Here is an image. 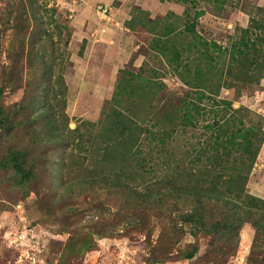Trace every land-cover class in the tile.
I'll list each match as a JSON object with an SVG mask.
<instances>
[{
  "label": "trees",
  "instance_id": "obj_1",
  "mask_svg": "<svg viewBox=\"0 0 264 264\" xmlns=\"http://www.w3.org/2000/svg\"><path fill=\"white\" fill-rule=\"evenodd\" d=\"M180 1L188 7L181 13L171 9L164 15H152L135 5L126 26L176 72L188 87L185 96L179 101L157 103L128 101L134 99L137 89L143 91L137 95L142 99L157 95L158 89L154 77L144 75L145 61L137 73L122 69L112 98L104 102L102 117L97 122L82 121L96 128V132L86 133L81 124L68 130L67 122L62 126L59 117L67 118V84L63 62L59 61L63 54L46 48V42L54 43L55 35L61 39L67 34L71 39L72 19L69 23L61 19L69 16V10L41 0H8L6 22L13 36L8 49L14 53L3 65L0 94L18 82L14 76L24 59L34 68L29 84L36 93L21 99L12 112L0 105V132L9 136L19 125H26L32 147H9L0 167L11 168L14 182L25 187L35 181L42 154L52 148L45 147L47 144L71 146L73 150L60 159L59 165L51 164L63 191L59 198L79 196L88 190L126 195L128 222L148 238L154 228L143 210H154L155 225L179 232L188 224L192 234H206L208 251L222 258L235 254L240 231L250 223L255 235L248 263L264 264V198L248 189L264 145V117L243 104L234 106L246 90L260 86L264 78V5L250 16L248 26L237 25L230 42L223 45L197 29L199 18L206 13L205 8H199V1ZM207 1L218 14L229 2ZM118 4L114 0V5ZM183 35L191 37L179 48ZM15 42L21 45L19 51ZM40 66L43 71L38 72ZM224 88L229 94L221 97ZM27 111L30 115L25 121L16 118V113ZM179 129L196 133L195 141H189L178 154L173 141ZM86 143L87 154L78 161L80 152L77 155L74 149L84 148ZM147 144L154 145L156 152H146ZM76 163L81 166L75 168ZM174 212H178L177 221ZM195 251L196 247L185 258H193Z\"/></svg>",
  "mask_w": 264,
  "mask_h": 264
},
{
  "label": "rangeland",
  "instance_id": "obj_2",
  "mask_svg": "<svg viewBox=\"0 0 264 264\" xmlns=\"http://www.w3.org/2000/svg\"><path fill=\"white\" fill-rule=\"evenodd\" d=\"M41 1L47 2L49 6L54 4V0ZM198 1L199 8H205L207 13L199 18L197 29L208 39L216 40L223 45L230 42L237 25L248 26L250 16L255 15L258 8L264 5V0L239 2L229 0L225 9L218 14L207 0ZM162 2L171 6L169 10L175 9L178 13L188 7V4L180 0H162ZM7 3L8 0H0V85L4 83L1 75L3 65L9 62L8 55L14 53L8 49L13 36L12 29H9L10 24L6 22ZM61 19L66 23L70 21V17L66 18L65 15ZM170 20L179 23L176 18ZM136 36L138 52L145 55L144 75L154 77L152 79L156 83L158 93L142 99L137 95L143 91L137 89L134 99L128 101H156V103L179 101L185 96L188 87L181 82L163 57L150 50L138 34ZM190 37L191 35H183L179 48L184 47ZM25 39L24 50L27 52L29 49L27 36ZM20 47V43L15 42L16 50L19 51ZM46 48L50 51L54 50V54H63L59 57V61L63 62V75L67 84V76L73 72L75 66L70 50V38L67 34L61 39L55 35L54 43L46 42ZM153 69L156 72H153ZM40 71H43L42 66L38 69V72ZM18 74L14 76L18 82L13 86L5 87L0 94V105L11 112L18 109L16 105L21 99L36 93L35 88L29 84L34 78L32 77L34 68H31L25 59L22 60ZM262 90H264L262 84L246 90L235 101L234 106L236 103L243 104L264 117ZM71 94L67 84L65 108L67 118L59 117L63 122L62 126L67 122L68 130L81 124L82 131L96 132V128L83 125L82 121L97 122L102 117L104 102L109 99L76 102L70 101ZM73 94L77 96L78 90ZM228 94L229 91L224 88L221 97ZM142 107L143 103H140L139 112H142ZM29 115L30 111L15 114L20 121H25ZM194 132L196 133V131L183 132L181 129L177 131L173 149L178 154L185 149L189 141H195ZM75 135L76 133L73 134ZM88 145L86 143L84 148L74 149L76 154L80 152L79 155L77 154L78 161H82V156L87 154ZM9 147L32 150L31 135L26 125H19L9 136L0 132V160L6 155ZM45 147L52 148L42 154L43 160L37 169L35 181L25 187L14 182L11 168L0 167V264H249L248 256L255 235V229L250 223L245 224L240 231L235 254L222 258L219 254L208 251L209 237L202 232L192 234L188 224H185L179 232L172 231L167 226L162 229L158 224L155 225L154 210H143L149 224L154 228L153 234L148 238L138 227L128 222L126 195L88 190L79 196L59 198L63 191L59 187L60 180L55 178L56 168L51 167V164L59 165L60 159L73 149L71 146L58 148L53 143ZM144 148L146 152H156L152 144H147ZM88 162L86 160L84 163L88 166ZM80 166L79 163L74 165L75 168ZM157 166L161 170V166L158 164ZM261 184L258 183L257 186ZM261 188L263 191V185ZM74 189L79 190L78 187ZM177 215L178 212H174L173 217L176 221ZM169 224L172 222L170 221ZM177 227H181V223H178ZM85 242H87L86 246ZM153 246L155 252L152 250ZM194 247H196L194 257L185 258Z\"/></svg>",
  "mask_w": 264,
  "mask_h": 264
},
{
  "label": "crops",
  "instance_id": "obj_3",
  "mask_svg": "<svg viewBox=\"0 0 264 264\" xmlns=\"http://www.w3.org/2000/svg\"><path fill=\"white\" fill-rule=\"evenodd\" d=\"M118 1L115 6L114 0H54L69 10L72 19L70 50L75 66L67 76V84L70 94L76 90L78 94H71L70 101L111 99L122 78L120 71L126 68L133 73L139 71L145 55L138 52L135 32L126 26L133 6L149 10L152 15L165 14L171 7L162 0ZM261 84L264 86V81ZM261 93L264 96V90ZM258 183L264 187V149L248 184L252 194L264 198V190Z\"/></svg>",
  "mask_w": 264,
  "mask_h": 264
},
{
  "label": "water",
  "instance_id": "obj_4",
  "mask_svg": "<svg viewBox=\"0 0 264 264\" xmlns=\"http://www.w3.org/2000/svg\"><path fill=\"white\" fill-rule=\"evenodd\" d=\"M238 106H239V103H236V104H235V107H238Z\"/></svg>",
  "mask_w": 264,
  "mask_h": 264
},
{
  "label": "built area",
  "instance_id": "obj_5",
  "mask_svg": "<svg viewBox=\"0 0 264 264\" xmlns=\"http://www.w3.org/2000/svg\"><path fill=\"white\" fill-rule=\"evenodd\" d=\"M182 82V81H181ZM183 83V82H182Z\"/></svg>",
  "mask_w": 264,
  "mask_h": 264
}]
</instances>
